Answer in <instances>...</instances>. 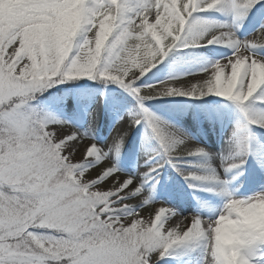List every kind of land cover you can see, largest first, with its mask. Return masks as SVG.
Returning a JSON list of instances; mask_svg holds the SVG:
<instances>
[{
    "label": "snow or ice",
    "instance_id": "1",
    "mask_svg": "<svg viewBox=\"0 0 264 264\" xmlns=\"http://www.w3.org/2000/svg\"><path fill=\"white\" fill-rule=\"evenodd\" d=\"M258 3L0 0V264H158L189 246L199 248L200 264H228L231 246L218 247L207 227L217 216H191L184 227H165L177 214L159 207L150 222L136 218L141 205H152L144 194L146 181L123 174L113 154L127 131L144 123L173 167L182 158L206 155L151 113L144 106L149 99L213 94L233 101L247 125L264 128V110L251 107L253 101L264 104V56L256 54L264 48V28L245 41L236 34L238 22ZM208 12L229 16L231 23L207 19L202 14ZM209 45L231 49V55L187 79L138 83L170 52ZM78 78L115 83L138 102L140 114L126 127L118 125L110 144L101 146L30 105L39 91ZM85 140L90 144L80 149ZM76 151L81 157L74 162ZM244 155L247 145L238 143L237 156ZM244 163L229 158L224 172ZM102 164L95 179H86L89 169ZM162 166L150 164L142 176L154 179ZM181 175L192 181L219 179L214 172ZM108 180L115 181L114 190H93ZM132 199L138 203H126ZM124 217L131 221L122 222ZM242 239L237 260L264 264V237L250 233Z\"/></svg>",
    "mask_w": 264,
    "mask_h": 264
},
{
    "label": "rangeland",
    "instance_id": "2",
    "mask_svg": "<svg viewBox=\"0 0 264 264\" xmlns=\"http://www.w3.org/2000/svg\"><path fill=\"white\" fill-rule=\"evenodd\" d=\"M262 2L263 0H259V3L248 12L247 16L238 22L236 34L240 40H249L258 30L264 28V19L260 14ZM202 15L210 20L231 23V17L218 12H208ZM224 49L226 48L218 45H209L191 49L184 55L170 52L152 70L150 75L147 74L138 83L153 84L171 77L187 79L193 74H197L199 69L231 55V49ZM256 54L264 56V48L256 49ZM88 81V78L69 80L70 93L61 96L51 95L41 100L40 115L64 122L68 127L85 133L101 146L110 144L116 135L118 125L123 124L126 127L132 117L140 114V109L135 98L132 99L129 96L127 98L130 100L115 98V91L105 88L101 92L99 89L92 88L94 86ZM188 83L187 80L184 81V84ZM198 98L223 99L219 106L220 117H212L213 119L210 120L205 117L193 118L183 106L188 100L194 101ZM228 100L209 94L203 97L172 96L144 101V106L151 113L166 122L183 138H186L185 143L188 146H199L205 150L206 155L182 158L176 162L175 167L164 161L163 166L158 169L154 177L162 185L168 183L166 191L169 200L153 204L148 199L152 205H141L137 209L136 218L150 222L159 207H166L174 210L177 217H171L165 227H184L190 221L191 216L214 220L223 210L229 198H247L256 192H264V128L255 125H247L244 130L230 127L229 122L232 121V118L227 105ZM164 102H174L171 105L176 107H171L173 108L171 110L165 109L166 103ZM258 104L264 106L259 102ZM210 115L208 112L207 116ZM145 131L151 133L144 123L130 128L123 139L119 152L113 154V162L123 174L140 175L144 180L146 177H143L142 173L155 159V153L146 146L151 141L146 140ZM238 143L247 145V155L237 156ZM88 144L90 141L85 140L80 144V149H84ZM80 157L81 151H76L74 162L79 161ZM229 158H243L245 163L240 168L226 173L224 167ZM198 163L207 165L208 168ZM105 166L102 164L94 169H89L86 179H95ZM210 169L219 177L218 180L192 181L186 180L181 175V172L205 175L207 171L211 172ZM114 182V180L102 182L93 190L102 192L114 190ZM225 191L227 195H225ZM126 203L136 205L138 200L132 199ZM185 217L188 219L186 220ZM130 221L131 217L122 220L126 224ZM253 259L255 261L258 257L254 256ZM200 260L199 248L189 246L171 252L170 255L159 260L158 264H200Z\"/></svg>",
    "mask_w": 264,
    "mask_h": 264
},
{
    "label": "trees",
    "instance_id": "3",
    "mask_svg": "<svg viewBox=\"0 0 264 264\" xmlns=\"http://www.w3.org/2000/svg\"><path fill=\"white\" fill-rule=\"evenodd\" d=\"M260 14L262 15V18L264 19V0L261 4V7H260ZM190 50L191 49H185V50H179L178 49V50H174L172 52H176V53H179L181 55L182 54L184 55L187 52H189ZM226 50H230V49L226 48ZM151 73H152V71L149 72L148 74L150 75ZM88 82H90V84H92L94 86L92 88L99 89V90H101V92L105 88L115 91V93H114L115 98L129 99V98H127L129 96L132 99H134V97L132 95H130L127 91H125L119 85H117L115 83L105 82V81H102L99 79H97V80L89 79ZM108 84H109V86L110 85L111 86L110 87L107 86ZM79 86H81V85H79ZM69 91H70L69 80H65L64 82L55 83V84H53V86H51L47 89L41 90L38 93H36L34 99L32 101H30V105H31V107L35 108L37 110V112L40 114L41 106L39 104L41 103V100H43L47 97H50L51 95H56V94H58L60 96L64 95V94L68 95L70 93ZM222 100L223 99H221V98H218V99H215V98H209V99L198 98L194 101L188 100L187 103H185L183 107H184V109H186L185 111H188L193 118L199 119V118L205 117L208 120H210L212 117H218V118L220 117L221 110L219 109V106H220V103L222 102ZM135 102L138 106V102L136 99H135ZM164 103H166L165 109L171 110V109H173L171 107H174V108L176 107L175 105L174 106L171 105L174 102H164ZM227 105H228V109L231 112L230 113L231 118H232V121L230 122L231 126L236 128V129L244 130L247 126V121L245 120L243 113L240 111V108L231 100L227 101ZM196 106H198V107L196 108ZM251 107L254 111L264 110V106H260L258 104V101L251 102ZM138 108H139V106H138ZM208 112L211 114L209 117L207 116ZM145 134H146V137H145L146 140L151 141V143L148 142L146 144V146H148V148H150V150L155 153V159L151 163H149V166H150V164H153V163H162L163 164L165 161V157L161 153L159 144L153 138L151 133L149 134L145 131ZM198 164L202 165V166L204 165L202 163H198ZM204 166L207 167V165H204ZM210 170H211V172H213L212 169H210ZM211 172L207 171V173H205V175H211ZM145 179H146L145 180L146 182L144 183V191H145V195L147 196V198L150 199L153 204L156 202H168L169 196L167 194L165 186H162L158 181H156L155 177H154V179L153 178H147V177ZM124 218H126V217H124Z\"/></svg>",
    "mask_w": 264,
    "mask_h": 264
},
{
    "label": "clouds",
    "instance_id": "4",
    "mask_svg": "<svg viewBox=\"0 0 264 264\" xmlns=\"http://www.w3.org/2000/svg\"><path fill=\"white\" fill-rule=\"evenodd\" d=\"M207 227L218 247L231 246L232 250L226 256L228 264H242L237 260L235 250L243 242L242 238L250 233L264 237V192L227 200L223 210Z\"/></svg>",
    "mask_w": 264,
    "mask_h": 264
}]
</instances>
